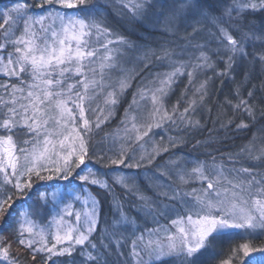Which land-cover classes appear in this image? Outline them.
<instances>
[{
	"label": "snow or ice",
	"instance_id": "6c2138e0",
	"mask_svg": "<svg viewBox=\"0 0 264 264\" xmlns=\"http://www.w3.org/2000/svg\"><path fill=\"white\" fill-rule=\"evenodd\" d=\"M110 14L130 24L151 19L167 38L159 47L141 43L142 35L132 40ZM214 79L235 85L224 100L234 115L221 127L238 114L237 130L256 131L237 153L189 159L185 134L202 127L196 112ZM129 91L118 127L96 140ZM57 179L64 183L32 199L37 182ZM261 235L264 0H9L0 7V264L27 257L30 264H211L215 256L206 254L226 236L249 242L219 264H264V243L251 242Z\"/></svg>",
	"mask_w": 264,
	"mask_h": 264
},
{
	"label": "trees",
	"instance_id": "16d2710c",
	"mask_svg": "<svg viewBox=\"0 0 264 264\" xmlns=\"http://www.w3.org/2000/svg\"><path fill=\"white\" fill-rule=\"evenodd\" d=\"M4 5H9V0H0V7ZM109 13H111V9H109ZM109 21L118 31L126 36H129L132 40H139L140 36L142 35L143 39L140 40V42L152 47H159L161 39L167 38L163 37L160 31H153L151 29V19L147 20L145 25L130 24L127 19L119 20L115 15L110 14ZM129 29H134L135 32L129 31ZM221 67H223V65H221ZM208 75L211 76L212 73L209 72ZM237 79H239V75L237 76ZM254 83H259V79L255 80ZM186 84L187 78H181L179 83L175 86V93L170 98V104L176 102V100L180 97L181 92L184 90ZM234 86L235 85L233 82L227 79H225L223 84L221 83L220 79H214L210 85V96L208 97L205 105L199 107L196 112V118L201 121L202 127L185 134L189 142L181 149V151L184 152L188 157L206 160L209 159V157L205 155L206 151L213 150H218L214 151V155H216L218 158L222 154L237 153L240 151L241 147L247 144L249 139L252 137V133L256 131L255 127L249 131L237 130L236 124L239 123L241 119L238 114L235 115L234 121L231 125L226 128L221 127L222 123H227L228 118L233 117L234 115L232 109L228 105L224 104L225 96H232ZM190 95L191 91L189 90V96ZM131 99L132 92L129 91L122 103L117 108L114 117L101 126L102 130L99 131V134L95 137L96 140H99L106 133L113 132L118 127L120 120L123 117L124 109L128 106V102ZM221 105L223 107H221ZM183 106L186 105L182 104V107ZM256 127H259V125ZM197 140L210 141L209 147L207 149L202 146L194 147ZM60 183L64 182L58 179L51 182H37L36 187L31 194L32 199H36L37 193L43 190L49 184L55 185ZM144 184L145 182L142 181V185ZM116 191L117 193L121 194V196H123L122 189L117 188ZM148 194L152 195L151 191H148ZM133 203H135L134 198L129 196L126 200V205L128 206V211L130 214L135 216L137 214L136 210L131 207ZM104 210L105 212H108L107 201H105ZM160 223L166 224L168 221L162 218ZM146 226L151 228L155 225L151 222V220H149ZM8 238L12 239V237ZM245 242H249L246 236H226L215 242L213 248L206 255H214L215 259L211 260V264H219L220 260L226 259L228 257L232 248ZM251 242L255 243L256 245L264 243V235H261L258 239H254ZM15 248L16 245L13 244V250H15ZM30 260L31 258L27 257L26 264H30Z\"/></svg>",
	"mask_w": 264,
	"mask_h": 264
},
{
	"label": "rangeland",
	"instance_id": "374dc122",
	"mask_svg": "<svg viewBox=\"0 0 264 264\" xmlns=\"http://www.w3.org/2000/svg\"><path fill=\"white\" fill-rule=\"evenodd\" d=\"M156 139H159V137L157 136ZM166 158H167V157H165V159H166ZM188 158H189V159H195V158H190V157H188ZM121 168H122V166H121ZM124 171H129V170L124 169ZM131 171L135 172L136 170H131ZM143 171H144L143 169L140 170L141 173H143ZM142 181H143V180H141V184H142ZM77 207H79V206H77Z\"/></svg>",
	"mask_w": 264,
	"mask_h": 264
}]
</instances>
